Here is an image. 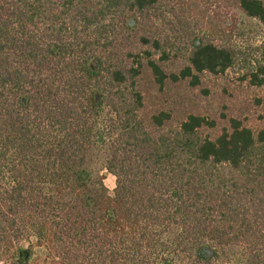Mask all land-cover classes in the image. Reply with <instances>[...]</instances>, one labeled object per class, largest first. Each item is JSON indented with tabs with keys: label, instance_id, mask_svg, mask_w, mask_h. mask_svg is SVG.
I'll use <instances>...</instances> for the list:
<instances>
[{
	"label": "trees",
	"instance_id": "obj_1",
	"mask_svg": "<svg viewBox=\"0 0 264 264\" xmlns=\"http://www.w3.org/2000/svg\"><path fill=\"white\" fill-rule=\"evenodd\" d=\"M163 1L0 0V264H213L207 242L264 264V126L230 117L205 133L215 121L199 113L143 114V66L162 88L237 58L181 24L194 41L166 72ZM223 1L264 23L262 0ZM246 76L264 84V52ZM103 144L112 194L86 167ZM26 224L45 247L33 262Z\"/></svg>",
	"mask_w": 264,
	"mask_h": 264
},
{
	"label": "rangeland",
	"instance_id": "obj_2",
	"mask_svg": "<svg viewBox=\"0 0 264 264\" xmlns=\"http://www.w3.org/2000/svg\"><path fill=\"white\" fill-rule=\"evenodd\" d=\"M162 8L165 9L161 12L163 14L169 9L171 12L165 22L158 20V11L155 13L156 30L158 27L163 29L175 43L172 59L164 63L166 72L177 71L182 66L184 54L194 41L193 37L185 35L187 29L182 25L194 29L199 37L231 45L236 49L237 58L224 73H202L197 84L167 79L162 88L153 82L150 70L143 66L138 78V87L145 102L143 114L149 116L155 109H167L175 123L184 112L199 113L215 121L214 128H203L205 133H213L226 126L230 117L252 128L264 126V84H251L246 76L264 52V23L246 16L238 7L223 0H164ZM131 25V28L141 27L139 22H131ZM105 116L109 117L107 113ZM107 153L106 144L92 147L87 154L86 167L93 178L102 177L107 192L112 194L115 178L103 166ZM26 225L18 232L17 241L21 250L29 249L33 262L45 253V247L38 244V238ZM208 243L204 244L209 250V255H206L213 264H246L242 247L225 246L214 251Z\"/></svg>",
	"mask_w": 264,
	"mask_h": 264
},
{
	"label": "flooded vegetation",
	"instance_id": "obj_3",
	"mask_svg": "<svg viewBox=\"0 0 264 264\" xmlns=\"http://www.w3.org/2000/svg\"><path fill=\"white\" fill-rule=\"evenodd\" d=\"M205 248V247H204ZM204 250H206L207 251V253H208V255H209V250L208 249H204ZM23 253H25V251H22ZM26 254V253H25Z\"/></svg>",
	"mask_w": 264,
	"mask_h": 264
}]
</instances>
